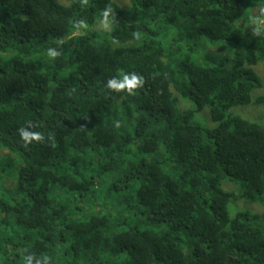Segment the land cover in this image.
<instances>
[{"label": "trees", "instance_id": "trees-1", "mask_svg": "<svg viewBox=\"0 0 264 264\" xmlns=\"http://www.w3.org/2000/svg\"><path fill=\"white\" fill-rule=\"evenodd\" d=\"M255 3L0 0V264H264V212H230L264 207V126L232 113L262 86Z\"/></svg>", "mask_w": 264, "mask_h": 264}, {"label": "rangeland", "instance_id": "rangeland-1", "mask_svg": "<svg viewBox=\"0 0 264 264\" xmlns=\"http://www.w3.org/2000/svg\"><path fill=\"white\" fill-rule=\"evenodd\" d=\"M118 4L122 6H128L130 4V0H114ZM262 4V3H260ZM260 4L255 3L254 6L248 10V14L246 18L241 20L237 23V26L243 30H250L255 27V25L252 23V18H260L264 19V17H261V11L262 7ZM96 30L99 29H109V25L104 22H100L95 27ZM76 34H79L78 32ZM209 49L216 53L218 56H225L228 58L232 57V53L228 50H221L218 47L210 46ZM255 71L257 72L258 76L260 77L262 81V86L255 90L252 93V102L251 104L247 106H237L232 109V113L235 115H238L246 120L252 121V122H258L261 125L264 126V100L260 101V99H264V61L259 63L255 67ZM185 101V100H183ZM186 102V101H185ZM207 113V116L204 115V113ZM198 119L203 123L207 128L212 129L216 126V124L212 121L209 109L206 108L202 112H200L198 115ZM1 154H4L6 152H0ZM12 182L7 181L6 184L10 185ZM223 188L226 191L238 194L239 187L231 182L230 180H224L223 182ZM243 211L250 214H263L264 207L260 203H252L245 199H232L230 204V212L232 215H235L237 212Z\"/></svg>", "mask_w": 264, "mask_h": 264}, {"label": "clouds", "instance_id": "clouds-1", "mask_svg": "<svg viewBox=\"0 0 264 264\" xmlns=\"http://www.w3.org/2000/svg\"><path fill=\"white\" fill-rule=\"evenodd\" d=\"M110 10H106L103 15L108 16ZM264 15V12H262ZM81 25L84 24V21L79 22ZM252 23L255 25L253 28V34L255 36L264 35V19L252 18ZM136 35V34H134ZM60 43V42H58ZM47 54L51 58H56L60 55L58 48L50 47L47 49ZM144 83L143 78L136 73H122L119 78H111L107 81L106 87L108 89H113L117 92L124 90L129 94L132 93L133 89H136L142 86ZM20 135L25 143H29L33 140L41 139V134L39 132H30L26 129H21ZM34 257L29 254L24 257V264H33ZM35 264H48V258L44 257L43 260L37 259Z\"/></svg>", "mask_w": 264, "mask_h": 264}]
</instances>
